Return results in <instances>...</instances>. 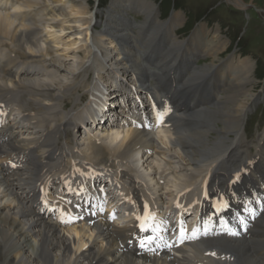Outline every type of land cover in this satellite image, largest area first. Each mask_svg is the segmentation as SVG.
<instances>
[{"label":"bare ground","instance_id":"6f19581e","mask_svg":"<svg viewBox=\"0 0 264 264\" xmlns=\"http://www.w3.org/2000/svg\"><path fill=\"white\" fill-rule=\"evenodd\" d=\"M131 1L128 0L132 6H125V0H112L110 3L111 13L103 24L104 41H109L116 48L110 51L102 38L100 44L92 41L93 29L82 12L86 8V0H13L11 13H15V16L0 13V35L11 40L17 54L36 60L44 69L55 67L57 75L51 79L46 74L29 72L28 68L16 80L9 71L16 68L14 65L17 61L9 58L3 64L2 73L12 79L3 88L0 87V99L5 91H9L11 84L27 93L31 98L28 104L35 108L37 115H45L53 110L54 102L75 89V81L87 70L78 71L77 65L72 64L71 73L64 75V60L53 56L56 52L51 45L67 32L73 30L77 32H72L73 35H80V31L84 30L89 49H93L90 57L92 64L88 70L92 69L100 80L105 77L118 86L120 77L124 75L133 78L138 75L147 86H151L147 82L154 76L166 83L171 81L179 88L181 104L186 113L177 119L176 134L158 131L154 135L153 132H134L130 129L102 132L95 128L92 133L90 129L85 130L84 144L87 145L96 135V139L109 147L115 145L112 151L121 149L118 159L141 169L142 176L147 178L154 190L158 189L154 173L151 175L155 166L158 169L166 166L164 172H168V178L165 187L172 189L183 180L179 186L184 185L186 179L192 178L199 169L205 172L200 171L199 175L211 177L208 186L217 187L221 183V188L228 185L232 177L240 178L247 171L250 172L247 176L249 181L264 176V130L259 134L260 138L257 137L256 146L260 148L254 157L247 155L252 142L249 143L244 136L246 114L258 100L257 96L250 94L254 89L250 81L252 62L246 59L237 62L239 72L245 75L239 83L238 72L235 74L230 67L232 59L224 65L218 64L219 55L227 48L225 42L221 43L219 32L215 33V40L209 41L206 40L207 35H198L205 28L201 26L189 39L181 41L176 36V30L184 23L181 13H173L168 20L161 21L153 2L133 0V4ZM236 6L244 8L242 4ZM64 7L67 11H64ZM129 9L141 13L144 21L139 25L130 23ZM112 10L117 12L112 15ZM88 17L91 20L97 16L91 13ZM97 23L95 20V25ZM142 43L146 47L140 48ZM143 55L154 62L145 63ZM199 56H210L212 61L197 66ZM230 70L233 76L231 74L229 79L226 73ZM233 78L237 84L233 83ZM140 85L139 88L143 87ZM102 105V100L97 97L92 107L99 114L102 113ZM188 108L191 109L188 111ZM95 119L94 116L93 122ZM24 121L28 124L23 126L25 130L23 127L17 129L15 121L11 126L4 123L5 128L0 132V137L2 132L5 136L3 142L0 140V163L2 156L22 158L17 160L20 163L16 168L6 167L10 173L2 174L5 171L0 169V264H189L193 260L204 259L203 253L193 248L188 249L189 252L194 251L190 255L181 251L179 257L171 261L168 258H136L121 254L116 249V240L130 232L126 228L98 224L91 231L87 228L61 231L51 218L37 215L34 204L37 201L36 184L41 182L39 176L54 168L59 159L63 158L66 162L71 160L55 144V140L66 128L70 127L73 131L76 126L64 111L57 112L56 120L50 122L47 128L36 127L29 120ZM14 129L24 130L26 137L18 138L19 134L17 136ZM143 150L151 151L153 156L144 154ZM87 152V165L104 164L96 144L89 143ZM200 247L201 250L214 249L220 254L231 255L239 264H264V219L256 225L249 239L215 238L201 243Z\"/></svg>","mask_w":264,"mask_h":264},{"label":"rangeland","instance_id":"374dc122","mask_svg":"<svg viewBox=\"0 0 264 264\" xmlns=\"http://www.w3.org/2000/svg\"><path fill=\"white\" fill-rule=\"evenodd\" d=\"M111 1L112 0H97V1L86 0L85 2L86 8L82 11L83 13H85L84 16V18H86L85 20L87 22L89 21L90 27L93 29L92 33L94 34H92L93 36L91 37L92 41L96 42L97 44L101 41V38L102 39L104 38L103 24L106 21L107 15L111 13L109 12L111 10V6H110ZM148 1L153 2V4L156 5V7L158 8L159 18L161 21L168 20L173 13L182 14V19L184 20V23L180 28L176 30L177 31L176 36L181 41L189 39L192 33L201 26L202 27L205 26V28L203 31L202 30L201 32L199 31L198 35L201 37L207 35L206 40L209 41L215 40L214 35L216 32H219V36L221 37L220 39L221 43L225 42L227 44V48L226 49L224 48V51L219 55L220 61L218 64L222 63L224 65L225 62H229V60L232 59V64L230 67L232 68V71H235V74L236 72H238L237 78L240 77L238 81L239 83L242 82L241 78L245 75L242 74L241 71L239 72L240 66L237 65V62L242 61V59H246L247 61L252 62V66L249 65L252 71V75H251L252 77L250 78V81H252V85H254V89L253 88L251 89L250 94L257 96L258 100L249 107V111L246 114L244 136L249 142L251 140L257 139L256 134L257 133L262 134L264 130L263 127L264 126V0H148ZM131 2L133 4L135 3L133 0ZM236 4H240V5L242 4L244 5V8H238ZM124 5L128 6L131 4L128 2V0H125ZM64 11H67L66 8L64 9ZM116 12L117 11L112 10V15H114V13ZM91 13L96 14L97 16L96 19L88 20L90 19L88 16ZM128 15H129L128 21L131 22L135 21L136 25H139L145 19L141 13H135L133 11H130V9L128 11ZM95 20L98 22L96 25H95ZM72 32L75 34L76 31L72 30L71 33L67 32L63 34L60 37V39L58 38L55 41L56 43L52 45L50 44L52 47H54L56 52L53 53L54 54L53 56L58 59H62L61 61L64 60L65 65H63L62 67V70L66 72L64 73V75L70 72L74 64L77 65V69L79 68L78 71L87 70V72L81 73L80 78H78L75 81L74 83L75 89L69 90V92L63 94L61 98L57 99L54 102L55 107L53 110L48 111L47 114L45 115H37V114L34 115L37 119V121H35L36 127L39 126V127L47 128L50 122H54L56 120V113L59 112L60 110H66V112H69L72 111L71 110L72 108L73 109L76 108L73 110L72 113L74 114L83 113L87 107V104H85L84 101H81L82 97H85L86 94L91 93L93 90L96 89V80L99 79V77L97 74L96 75L94 74L92 69L88 70L89 68H91V64H92L90 57L93 53L92 52L93 49L92 48L89 49L90 45L89 42L86 41V34L84 30L80 31V35L79 34L73 35ZM133 32L137 33L136 30H133ZM0 37L7 39L5 35L3 36L0 35ZM78 38H80V40H78ZM5 39L4 40L2 39L1 41H3V44L7 45L6 48L8 49V51L9 52L14 51V49H12V47L9 45L11 43L12 46L15 47L14 44L11 42L9 38L7 39V41ZM8 40L10 42H8ZM102 42H104L105 46L110 51L116 50L114 46L109 44V41H104L103 39ZM72 44L73 47L66 50V47H69L70 45L72 46ZM111 46L113 48H111ZM202 46L204 48V45ZM140 47H146V45L142 43ZM149 52H151L150 49ZM113 54L115 55V53ZM16 58H20L18 60L20 64L23 63L31 64V65L36 64L34 66L37 67L39 66L41 73L46 74L51 79L53 77H56L55 75H57L55 71V67H53L54 70L53 68L44 69L41 64L37 63L36 60L25 59L23 56H20V54L16 55ZM198 58H199L198 66L209 64L212 61V58L210 56L209 57L199 56ZM151 61L154 62L152 59ZM57 66L60 65L58 64ZM232 71L230 70L226 73V75H229L228 77L229 79L231 78V74L233 76ZM59 77L60 76H58V78ZM14 78L18 80V78L16 77ZM103 79H107V78L103 77ZM233 79H234L233 83L237 84L238 82L235 80V78ZM5 84L8 83L5 82L4 85ZM9 86L11 87L13 85L10 84ZM22 92L24 93L25 96L23 100L26 98H28V100L29 99L31 100V98L27 96V93L24 90H22ZM12 93H13L12 95L8 94V96H6V100H8V103L12 108L16 109L14 114L17 117L22 114L31 115L30 113L32 111H28L27 110L28 108L26 109V104H23L22 102H20V104L18 103L17 93L15 92ZM94 93L96 92L94 91ZM28 106L31 108L29 104ZM50 107L52 106H49V108ZM87 114L88 112L85 111L84 116ZM72 138L73 136L71 132L67 130L66 136H59L58 143L64 148L68 149L69 151L72 150L77 151V149H73L74 142ZM258 138H260L259 135ZM256 144L257 141L255 143V147ZM249 147H251L248 151V153H250L249 155L254 156L256 154L254 149V141L253 144L249 145ZM76 156L78 160H81L85 155L78 154ZM64 167L62 169H65ZM200 171L202 173H205L199 169L197 171V174H195L190 179H186L187 181H185L184 184L187 183L188 185V183H192V184L196 183L197 178L203 176V174L199 175V173H201ZM181 183L179 184L181 185ZM236 264H239L238 260H236Z\"/></svg>","mask_w":264,"mask_h":264},{"label":"snow or ice","instance_id":"6c2138e0","mask_svg":"<svg viewBox=\"0 0 264 264\" xmlns=\"http://www.w3.org/2000/svg\"><path fill=\"white\" fill-rule=\"evenodd\" d=\"M168 110L165 109V112H162L158 115L157 117V122L158 124L163 120V116L166 114ZM147 126V125H145ZM13 167H15V165H12ZM70 191L74 192V194L77 197H81L82 194L86 191V189L81 186L79 188V190L76 189H71L69 188ZM100 192L104 191L103 187L99 188ZM205 198H208V194H205ZM45 203H47V201H45ZM66 203L68 204H72V201H66ZM178 206V205H177ZM228 203L223 199L220 198L219 201H213L212 202V208L214 210V212L217 215H220V213H222L225 209L228 208ZM76 208H80L81 205L80 204H76L75 205ZM144 208V216H137L136 219L139 221V231L141 233H145L146 235H144L140 240H139V246L141 249H146L148 248L149 245H151L154 240L157 238L158 233L161 231L160 225L158 223H156L154 216L151 213L147 212V205L145 204L143 206ZM102 211V209H101ZM244 211L246 212H251V210L245 208ZM91 215H96V213H91ZM256 216V213L251 212V217L254 219ZM61 222L62 223H66V224H71L74 223L76 220L79 219H83V217L81 215H74L71 211H69L68 213H62L61 214ZM109 219H114L113 216H109ZM220 223L222 226L226 227V223L225 221L222 219H220ZM240 223L246 228L247 225L245 224V222L243 220L240 221ZM209 229L207 227L204 228H198V227H193L191 229V231L189 232L188 230H186L183 226H181L179 233L176 234V242L175 244H167L166 247L169 248V250H171L173 247L179 248L181 245L185 244L186 242H195L201 239L202 236H207L209 234ZM228 235H238L237 232L232 231L231 229H228L227 231ZM155 251V250H153ZM210 255L215 256L216 253H210Z\"/></svg>","mask_w":264,"mask_h":264}]
</instances>
